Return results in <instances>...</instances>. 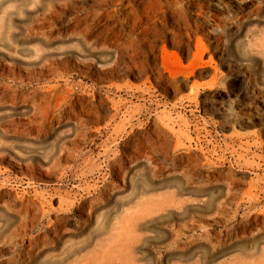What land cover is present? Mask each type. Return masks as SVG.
<instances>
[{"label":"rangeland","instance_id":"374dc122","mask_svg":"<svg viewBox=\"0 0 264 264\" xmlns=\"http://www.w3.org/2000/svg\"><path fill=\"white\" fill-rule=\"evenodd\" d=\"M0 108V264L66 258L128 200L119 264H264V0H0Z\"/></svg>","mask_w":264,"mask_h":264},{"label":"bare ground","instance_id":"6f19581e","mask_svg":"<svg viewBox=\"0 0 264 264\" xmlns=\"http://www.w3.org/2000/svg\"><path fill=\"white\" fill-rule=\"evenodd\" d=\"M103 79H104V77H103ZM109 85V84H108ZM107 86V85H106ZM105 86V87H106ZM95 90V89H94ZM65 95V94H64ZM66 95H68V94H66ZM70 95H71V93H70ZM66 97V96H65ZM61 98V97H60ZM66 98H68V97H66ZM63 100H65V98H63ZM62 100V101H63ZM69 100V99H68ZM69 102H71V101H69ZM64 104V103H63ZM66 104H67V102H66ZM65 105V104H64ZM73 105V104H72ZM67 106H68V104H67ZM66 106V107H67ZM82 106V105H81ZM63 107V106H62ZM72 107H74V106H72ZM68 108V107H67ZM66 108V109H67ZM75 108V107H74ZM2 109H5L4 107L2 108ZM1 108H0V110H2ZM63 109V108H62ZM44 110V109H43ZM42 110V111H43ZM60 110H61V108H60ZM11 111V110H10ZM45 111V110H44ZM63 112H64V110H62ZM74 111V110H73ZM5 112V111H4ZM41 112V111H40ZM68 112V111H67ZM72 113H74V112H72ZM42 114L43 113H41V116H42ZM62 114V113H61ZM5 115V114H4ZM40 115V114H39ZM38 115V116H39ZM47 115H48V112H47ZM69 115H70V113H69ZM69 115H68V117H69ZM73 115V114H72ZM78 115V114H77ZM60 116H62V115H60ZM66 116H67V114H66ZM75 116V115H74ZM46 117V116H45ZM41 118V117H40ZM63 118V117H62ZM45 119V118H44ZM66 119H68V118H65V120ZM41 120H43V118L41 119ZM52 121V120H51ZM60 121V120H59ZM63 121V120H62ZM41 122V121H40ZM48 122V121H47ZM66 122V121H65ZM3 123V122H2ZM36 123V122H35ZM44 124V123H43ZM52 125H53V122L51 123ZM62 124H64V123H62ZM4 125V124H3ZM6 125V124H5ZM17 125V124H16ZM37 125V124H36ZM39 125V124H38ZM42 125V124H41ZM49 125H50V123H49ZM9 126H10V124H9ZM12 126V125H11ZM19 126V125H18ZM21 126V125H20ZM25 126V125H24ZM33 126V125H32ZM43 126V125H42ZM41 126V127H42ZM45 126V125H44ZM43 126V127H44ZM50 127V126H49ZM49 127H47V129L49 128ZM7 128H9V127H7ZM12 128H14V127H12ZM11 128V129H12ZM19 128H22V127H18V129ZM26 128V127H25ZM29 128V127H28ZM28 128H27V130H28ZM34 128V127H33ZM37 128V127H36ZM1 129V128H0ZM2 129H3V127H2ZM31 129V128H30ZM29 129V130H30ZM39 129V128H38ZM13 130V129H12ZM40 130V129H39ZM44 130V129H43ZM3 131H5V130H3ZM13 131H15V130H13ZM21 131V130H20ZM32 131H34V130H32ZM7 132V131H6ZM5 132V133H6ZM17 132H18V130H17ZM25 132V131H24ZM31 132V131H30ZM35 132V131H34ZM40 132V131H39ZM38 132V133H39ZM44 132V131H43ZM103 132V131H102ZM105 132V131H104ZM2 132H0V134H1ZM4 133V132H3ZM2 133V134H3ZM13 133V132H12ZM19 133V132H18ZM23 133V132H22ZM78 133H80L79 131H78ZM2 134H1V136H2ZM8 134H10V132L8 133ZM8 134H6L7 136H8ZM15 134V133H14ZM81 134V133H80ZM79 134V135H80ZM19 135V134H18ZM18 135H17V138H18ZM36 135V134H35ZM34 134L32 135V132H31V136H35ZM42 135V134H41ZM0 136V137H1ZM12 136V135H11ZM47 136V135H46ZM9 137V136H8ZM37 137V136H36ZM101 137V136H100ZM103 137V136H102ZM15 138V137H14ZM20 138H21V136H20ZM38 138V137H37ZM36 138V139H37ZM40 138V137H39ZM42 138V137H41ZM6 139H9V138H6ZM11 139V138H10ZM35 139V138H34ZM33 139V140H34ZM77 139V138H76ZM14 139H12V141H13ZM18 140V139H17ZM28 140V139H27ZM33 140H29V142L30 141H33ZM40 140V139H39ZM43 140V139H42ZM42 140H41V142H42ZM1 141V140H0ZM15 141V140H14ZM13 141V142H14ZM26 141V140H25ZM34 142V141H33ZM46 142V141H45ZM45 142L43 143V144H45ZM64 142V141H63ZM56 143V142H55ZM55 143H53V144H55ZM18 144V143H17ZM32 144V143H31ZM36 144H38V143H35V145ZM41 144V143H40ZM52 145V144H51ZM61 145V144H60ZM31 146V145H30ZM12 147V146H11ZM47 147V146H46ZM54 147V146H53ZM53 147H52V149H53ZM57 147V146H56ZM91 147V146H90ZM19 148V147H18ZM51 148V147H50ZM49 148V149H50ZM14 149V148H13ZM42 149V148H41ZM48 149V150H49ZM76 149V148H75ZM56 150V149H55ZM54 150V151H55ZM25 151V150H24ZM29 151V150H28ZM38 151V150H37ZM43 151V150H42ZM57 151V150H56ZM64 151V150H63ZM40 152V151H39ZM45 152V151H44ZM49 152V151H48ZM4 153V152H3ZM7 153V152H6ZM68 153H69V150H68ZM46 154V153H45ZM61 154V153H60ZM63 154V153H62ZM65 154H66V152H65ZM88 154V153H87ZM70 155V154H69ZM78 155V154H77ZM9 156H11V155H9ZM14 156V155H13ZM81 156V155H80ZM12 157V156H11ZM71 157V156H70ZM43 158V157H42ZM75 158V157H74ZM108 158V157H107ZM54 160H55V158H53ZM71 159H72V157H71ZM109 159V158H108ZM9 160V159H8ZM106 160V159H105ZM112 160V159H111ZM48 161V160H47ZM113 161V160H112ZM8 163L9 165H13V163L9 160V161H7V156L6 155H4V154H2L1 152H0V163ZM104 163V162H103ZM108 163V162H107ZM76 164V163H75ZM79 164V163H78ZM55 165V164H54ZM89 165V164H88ZM105 165H107L108 166V164H105ZM91 166V165H90ZM110 166V165H109ZM20 167V166H19ZM95 167V166H94ZM114 167V166H113ZM118 167V166H117ZM70 168V167H69ZM89 168H91V167H89ZM98 168H99V166H98ZM107 168V167H106ZM116 168V167H115ZM37 169V168H36ZM47 169V168H46ZM49 169V168H48ZM86 169V168H85ZM97 169V168H96ZM108 169V168H107ZM43 170V169H42ZM50 170V169H49ZM81 170V169H80ZM83 170V169H82ZM81 170V171H82ZM93 170H94V168H93ZM115 170V169H114ZM121 170V169H120ZM48 171V170H47ZM53 171V170H52ZM65 171V170H64ZM67 171V170H66ZM99 171V170H98ZM116 171V170H115ZM122 171V170H121ZM29 172L30 173H32V175L31 176H29L30 177V179L31 178H33L34 177V174H33V171L32 170H29ZM46 172V171H45ZM56 172H58V170L56 171ZM55 172V173H56ZM72 172H73V170H72ZM91 172H92V170H91ZM115 173V172H114ZM117 173V172H116ZM76 174V173H75ZM81 174H82V172H81ZM84 175H85V173H83ZM108 174V173H107ZM57 175V174H56ZM63 175V174H62ZM106 175V174H105ZM115 175V174H114ZM64 176V175H63ZM69 176V175H68ZM86 176V175H85ZM85 176H82V177H84L85 178ZM55 177V176H54ZM71 176H69V178H70ZM75 177H77V175L75 176ZM112 177V176H111ZM27 178V177H26ZM56 178V177H55ZM106 178V177H105ZM104 178V179H105ZM35 179V178H34ZM62 179V178H61ZM103 179V180H104ZM63 180V179H62ZM66 180H67V178H66ZM69 180V179H68ZM82 180V179H81ZM71 181V180H70ZM22 182V181H21ZM20 182V183H21ZM28 182H31V180L30 181H28ZM33 182V181H32ZM35 182V181H34ZM73 182V181H72ZM78 182V181H77ZM51 183V182H50ZM63 183H64V181H63ZM81 183V182H80ZM31 184V183H30ZM58 184V183H57ZM107 184H108V180H107ZM55 185V184H54ZM95 185V184H94ZM102 185H104V182H103V184ZM110 185V184H109ZM56 186H58V185H56ZM98 186V185H97ZM96 186V187H97ZM65 187V186H64ZM95 187V186H94ZM80 188V187H79ZM92 187H90V189H91ZM102 188V187H101ZM6 189V188H5ZM81 189V188H80ZM109 189V188H108ZM7 190V189H6ZM83 190H85V189H83ZM98 190V189H97ZM100 190H102V189H100ZM51 191V190H50ZM93 192H95V191H93ZM105 192H106V190H105ZM6 193H7V191H6ZM10 193V192H9ZM8 193V194H9ZM98 193V192H97ZM11 194V193H10ZM27 194V193H26ZM57 194V193H56ZM71 194V193H70ZM78 194V193H77ZM91 194H92V192H91ZM1 195H2V193H1ZM6 195V194H5ZM48 195V194H47ZM76 195V194H75ZM81 195V194H80ZM101 195V194H100ZM104 195V194H103ZM102 195V196H103ZM20 196V195H19ZM25 196V195H24ZM62 196V195H61ZM89 196H90V194H89ZM92 196H93V194H92ZM91 196V197H92ZM14 197H16V196H14ZM13 197V198H14ZM22 197V196H21ZM21 197H20V199H21ZM36 197V199H34L33 201H30V200H28V199H25V200H21V201H19L18 203H19V205H20V207L21 208H19V210H21V212H25V214L24 215H27L26 214V212L28 213V212H32V210H34V209H37V210H40L39 209V207H43V202H42V199H40V197L39 196H35ZM68 197V196H67ZM88 197V196H87ZM9 198H12V197H9ZM12 198V199H13ZM26 198V197H25ZM31 197H29V199H30ZM59 198V197H58ZM68 198H70V197H68ZM73 198V197H72ZM75 198V197H74ZM79 198V197H78ZM84 198V197H83ZM11 199V200H12ZM24 199V198H23ZM60 199V201L58 202V204L60 203V207L61 208H63L64 207V204H67V200L65 199V198H59ZM71 199V198H70ZM90 199H92V198H90ZM4 200V199H3ZM7 200H9V199H7ZM15 200V199H14ZM53 200V199H52ZM74 200H76V199H74ZM2 201V200H1ZM5 201V200H4ZM3 201V203H5ZM47 201V200H46ZM56 201V200H55ZM70 201V200H69ZM7 202H9V201H7ZM17 203V204H18ZM91 203V202H90ZM96 203V202H95ZM94 203V204H95ZM140 203H142V202H140ZM139 203V204H140ZM2 204V203H1ZM6 204H8V203H6ZM6 204H5V208H6ZM12 204V203H11ZM14 204V203H13ZM16 204V203H15ZM69 204V203H68ZM92 205L89 207L90 208V210H92V216H93V218H96L97 217V213L102 209V206H95V205H93V203H91ZM47 205V204H46ZM50 205V204H49ZM70 205H71V203H70ZM69 205V206H70ZM83 205V202L82 203H80L79 204V206H82ZM85 205V204H84ZM83 205V206H84ZM125 205L128 207V210H127V208H126V210L127 211H125L124 212V217H122V219H119L117 216H115V212L114 211H111V212H109L105 217V220H103L102 222L98 219V218H96L97 220H95L96 221V224H97V231L96 232H90V234H88V235H90L88 238H90L88 241H86L85 240V242H82V243H78L74 248H72L71 250H69L68 251V256L66 257V258H63V259H58V260H56V261H51V262H49L48 264H119V259H121V258H118V254H119V252H120V250L121 249H124L125 250V253H129L130 251H132V249H133V246H132V238H133V230H134V211L132 210V208H133V206H131V200H128L126 203H125ZM2 206V205H1ZM15 206V205H14ZM76 206V205H75ZM74 206V207H75ZM73 207V208H74ZM70 208V207H69ZM80 208V207H79ZM85 208V207H84ZM7 209V208H6ZM10 209V208H9ZM11 209H13V207H11ZM16 209V208H15ZM15 209H13V210H15ZM42 209V208H41ZM68 209V208H67ZM4 210V209H3ZM12 210V211H13ZM36 210V211H37ZM79 210V209H78ZM84 210V209H83ZM102 210H104V209H102ZM1 211V210H0ZM6 211V210H5ZM5 211H3V212H5ZM16 211V210H15ZM14 211V212H15ZM46 211V210H45ZM70 211V210H69ZM82 211V210H81ZM19 212V211H18ZM39 212L40 211H38V212H36V214L38 215L39 214ZM47 212V211H46ZM65 212H67V211H65ZM72 212V211H71ZM101 212V211H100ZM103 212V211H102ZM5 214H6V212H5ZM4 214V216H6ZM8 214H9V210H8ZM15 214H16V212H15ZM35 214V215H36ZM60 214H61V212H60ZM60 214L57 216V218H56V221L53 223V226L54 227H57V226H59L60 224H61V222H62V218H60L61 216H60ZM69 214H70V212H69ZM68 214V215H69ZM96 214V215H95ZM18 215V214H17ZM34 215V214H33ZM36 215V216H37ZM43 215V214H42ZM48 215V214H47ZM101 216L103 215V214H100ZM9 216H12L11 214L9 215ZM9 216L7 217V218H9ZM16 216V215H15ZM21 216L22 217H24L25 218V216H23L22 214H21ZM36 216H34V219L36 218ZM39 216L40 215H38V218H39ZM67 216V215H66ZM22 217H20V219H22ZM11 218V217H10ZM37 218V219H38ZM12 219H14V218H12ZM34 219H33V221H34ZM42 219V218H41ZM67 219V218H66ZM65 221V220H64ZM68 221H69V219H68ZM125 221V225H123L122 226V224L118 227V224H120V223H123ZM2 222V221H1ZM35 222H37V221H35ZM39 224H41V223H39ZM65 224V223H64ZM69 224V223H68ZM83 224H86V223H83ZM83 224H81V226L83 225ZM34 225V224H33ZM35 226V225H34ZM63 226V225H62ZM67 226V225H66ZM36 227V226H35ZM45 228V227H44ZM80 228V227H79ZM51 229V228H50ZM53 229V228H52ZM56 230H57V228H56ZM55 231V230H54ZM88 231H89V225H88V227H85V225H83L80 229H79V232L77 233V235L76 236H82L83 237V235H85L86 233H88ZM41 232V231H40ZM67 232V231H66ZM68 233V232H67ZM26 234V233H25ZM39 235H40V233H38ZM37 234V235H38ZM76 234V233H75ZM36 235V236H37ZM75 236V235H74ZM71 237V236H70ZM85 237V236H84ZM24 238V237H23ZM19 239V238H18ZM35 239V241L36 240H39V238H34ZM72 239H73V237H72ZM85 239V238H84ZM20 240V239H19ZM24 240V239H23ZM29 240V239H28ZM62 240V239H61ZM60 240V241H61ZM65 240V239H64ZM44 241H46V240H44ZM82 241V240H81ZM34 242V241H33ZM32 242V239H31V243H33ZM62 242H64V241H62ZM73 242H74V240H73ZM72 242V243H73ZM11 243V242H10ZM31 243H29V244H31ZM60 244L61 243H59V245H57V247L55 248V250L56 249H58L59 247H60ZM16 245V244H15ZM39 245V243H37V245L36 246H38ZM64 245V244H63ZM67 245V244H66ZM71 245V244H70ZM29 246V245H28ZM34 246V245H33ZM35 246V247H36ZM91 246H94V249L92 248V250L90 251L89 250V247H91ZM20 247V246H19ZM41 247V246H40ZM55 247V246H54ZM31 248H32V246H31ZM38 248V247H37ZM34 249V248H33ZM67 249V248H66ZM32 250V249H31ZM59 250V249H58ZM34 252V251H33ZM45 252V251H44ZM64 252H66V251H64ZM86 253V254H85Z\"/></svg>","mask_w":264,"mask_h":264}]
</instances>
